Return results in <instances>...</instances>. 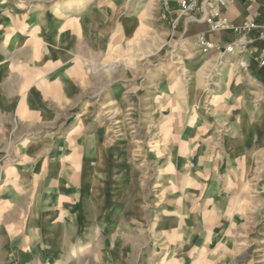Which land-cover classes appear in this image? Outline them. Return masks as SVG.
<instances>
[{"label": "rangeland", "instance_id": "obj_1", "mask_svg": "<svg viewBox=\"0 0 264 264\" xmlns=\"http://www.w3.org/2000/svg\"><path fill=\"white\" fill-rule=\"evenodd\" d=\"M231 1L0 0V264H264V50Z\"/></svg>", "mask_w": 264, "mask_h": 264}, {"label": "crops", "instance_id": "obj_2", "mask_svg": "<svg viewBox=\"0 0 264 264\" xmlns=\"http://www.w3.org/2000/svg\"><path fill=\"white\" fill-rule=\"evenodd\" d=\"M230 17L231 24L243 26L254 22L255 25L248 32L247 37L252 42L253 50H264V36L262 23L264 22V0H234L229 2L223 9ZM230 36H235L229 32Z\"/></svg>", "mask_w": 264, "mask_h": 264}, {"label": "bare ground", "instance_id": "obj_3", "mask_svg": "<svg viewBox=\"0 0 264 264\" xmlns=\"http://www.w3.org/2000/svg\"><path fill=\"white\" fill-rule=\"evenodd\" d=\"M76 5H75V3L74 2H66V3H63L62 5H60V6H58V8H57V11L59 12V13H61V12H64V11H67V10H72V11H74V10H76ZM26 91V90H25ZM148 117H150V113H148ZM180 219V218H179ZM229 225V224H228ZM217 232V231H216ZM196 233V232H195ZM232 232H231V230H230V232H229V234H231ZM194 235V234H193ZM192 235V236H193ZM192 241V240H191ZM215 246V245H214ZM220 248H218V252H219V250L220 249H223V251H224V249L226 248L224 245H220L219 246ZM222 251V250H221ZM223 251L222 252H220L221 254L223 253ZM213 252H215V251H213ZM221 256V255H220Z\"/></svg>", "mask_w": 264, "mask_h": 264}]
</instances>
